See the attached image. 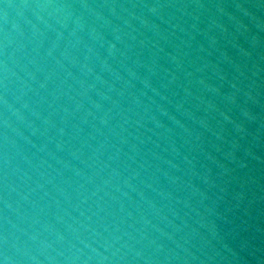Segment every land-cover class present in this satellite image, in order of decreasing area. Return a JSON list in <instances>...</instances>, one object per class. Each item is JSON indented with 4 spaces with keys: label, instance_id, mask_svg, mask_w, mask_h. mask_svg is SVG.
<instances>
[{
    "label": "water",
    "instance_id": "obj_1",
    "mask_svg": "<svg viewBox=\"0 0 264 264\" xmlns=\"http://www.w3.org/2000/svg\"><path fill=\"white\" fill-rule=\"evenodd\" d=\"M0 264H264V0H0Z\"/></svg>",
    "mask_w": 264,
    "mask_h": 264
}]
</instances>
